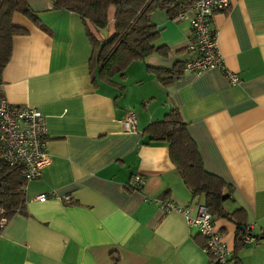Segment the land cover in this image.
Listing matches in <instances>:
<instances>
[{
	"label": "crops",
	"instance_id": "crops-1",
	"mask_svg": "<svg viewBox=\"0 0 264 264\" xmlns=\"http://www.w3.org/2000/svg\"><path fill=\"white\" fill-rule=\"evenodd\" d=\"M25 1L37 23L14 14L27 33L11 39L0 95L45 116L49 161L25 183L23 213L1 228L0 264H208L195 228L158 207L170 200L193 216L202 203L183 184L167 144L142 133L170 108L204 169L232 187L227 209L245 210L252 235L264 229V0H229L211 17L223 65L237 82L212 68L160 83L145 67L187 59L192 11L173 20L154 10L150 21L168 52L130 62L123 78L113 75L122 89L91 81L90 42L76 13L54 10L50 0ZM127 111L136 116L135 133L121 129ZM133 175L143 179L136 188L128 185ZM213 228L237 264H264L261 239L236 247L232 222L213 218Z\"/></svg>",
	"mask_w": 264,
	"mask_h": 264
},
{
	"label": "trees",
	"instance_id": "trees-1",
	"mask_svg": "<svg viewBox=\"0 0 264 264\" xmlns=\"http://www.w3.org/2000/svg\"><path fill=\"white\" fill-rule=\"evenodd\" d=\"M52 9H64L76 13L90 42L88 66L91 81L96 80L116 85L111 78L123 71L134 60L148 55L165 56L168 48L157 42L159 30L150 21L154 10L163 11L168 19L185 10L192 0H50ZM20 14L30 22L37 17L25 0H0V82L1 71L10 57L11 39L24 35L27 30L13 23L14 14ZM183 62L176 61L169 68L146 66L163 85L170 84L183 72ZM117 87L122 89L121 84ZM1 97V95H0ZM150 141L167 144L168 156L183 184L192 196H201V205L213 218H224L235 225V246H247L241 242L245 233L246 212L242 207L227 209L233 191L219 176L207 172L196 145L186 130L177 108H170L161 119L150 122L142 131ZM24 166L21 163L8 165L0 153V207L7 220L16 213H23L25 202ZM1 231V228H0ZM257 241L264 238V229L253 235ZM195 241L203 245L198 234ZM233 264L235 259L230 258Z\"/></svg>",
	"mask_w": 264,
	"mask_h": 264
},
{
	"label": "built area",
	"instance_id": "built-area-1",
	"mask_svg": "<svg viewBox=\"0 0 264 264\" xmlns=\"http://www.w3.org/2000/svg\"><path fill=\"white\" fill-rule=\"evenodd\" d=\"M229 5V0H192L191 4L173 18L179 20L186 11H192L189 19L191 40L186 46L189 56L184 61L183 71L199 74L204 70L220 69L230 83L238 81V76L226 69L219 53L216 32L211 26V17L215 12L223 11ZM121 129L124 132L135 133L136 118L127 111L121 119ZM45 116L36 108L26 105L15 106L0 97V153L8 165L21 163L24 166L25 181L39 176L41 168L49 161L46 151ZM143 179L139 175L130 177L128 185L138 187ZM43 201L46 196L35 197ZM62 202L70 203L68 196H62ZM158 207L168 212L174 210L182 215L186 225L195 228L203 238L202 250L209 255L208 264H233L229 257V249L220 232L213 228L211 215L200 205L197 213L189 215L186 208L178 206L170 200H160ZM4 210L0 207V228L6 223ZM251 226L245 227L241 237L244 245H255L257 239L250 232Z\"/></svg>",
	"mask_w": 264,
	"mask_h": 264
},
{
	"label": "rangeland",
	"instance_id": "rangeland-1",
	"mask_svg": "<svg viewBox=\"0 0 264 264\" xmlns=\"http://www.w3.org/2000/svg\"><path fill=\"white\" fill-rule=\"evenodd\" d=\"M260 242H262V243H263V242H264V238H263V239H261V240H260ZM262 243H261V244H262Z\"/></svg>",
	"mask_w": 264,
	"mask_h": 264
},
{
	"label": "bare ground",
	"instance_id": "bare-ground-1",
	"mask_svg": "<svg viewBox=\"0 0 264 264\" xmlns=\"http://www.w3.org/2000/svg\"><path fill=\"white\" fill-rule=\"evenodd\" d=\"M133 113V112H132ZM134 114V113H133ZM135 115V114H134ZM135 118H136V116H135ZM136 130H137V128H136ZM137 132V131H136Z\"/></svg>",
	"mask_w": 264,
	"mask_h": 264
}]
</instances>
